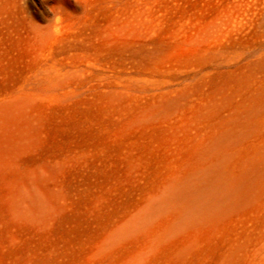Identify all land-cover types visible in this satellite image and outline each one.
<instances>
[{
	"label": "rangeland",
	"instance_id": "1",
	"mask_svg": "<svg viewBox=\"0 0 264 264\" xmlns=\"http://www.w3.org/2000/svg\"><path fill=\"white\" fill-rule=\"evenodd\" d=\"M263 230L264 0H0V264H241Z\"/></svg>",
	"mask_w": 264,
	"mask_h": 264
},
{
	"label": "bare ground",
	"instance_id": "2",
	"mask_svg": "<svg viewBox=\"0 0 264 264\" xmlns=\"http://www.w3.org/2000/svg\"><path fill=\"white\" fill-rule=\"evenodd\" d=\"M258 240V246L255 248V250H251L243 256L241 264H264V230L261 232ZM233 254H235V252ZM251 255L254 256L253 259L251 258ZM255 256L258 259V263L255 262ZM229 264H233L232 261Z\"/></svg>",
	"mask_w": 264,
	"mask_h": 264
}]
</instances>
